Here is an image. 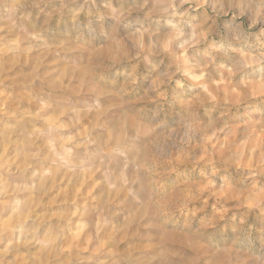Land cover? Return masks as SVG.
<instances>
[{
  "label": "rangeland",
  "instance_id": "rangeland-1",
  "mask_svg": "<svg viewBox=\"0 0 264 264\" xmlns=\"http://www.w3.org/2000/svg\"><path fill=\"white\" fill-rule=\"evenodd\" d=\"M0 264H264V0H0Z\"/></svg>",
  "mask_w": 264,
  "mask_h": 264
},
{
  "label": "clouds",
  "instance_id": "clouds-1",
  "mask_svg": "<svg viewBox=\"0 0 264 264\" xmlns=\"http://www.w3.org/2000/svg\"><path fill=\"white\" fill-rule=\"evenodd\" d=\"M147 2V0H145ZM183 2H187V0H183ZM179 36H182L183 33H179ZM196 43H199V40L197 39V34L195 29H193L191 35L189 36L188 40H185L183 43H181L178 47L182 49L183 51H186L185 45H188L189 47H194ZM183 54V53H182Z\"/></svg>",
  "mask_w": 264,
  "mask_h": 264
}]
</instances>
